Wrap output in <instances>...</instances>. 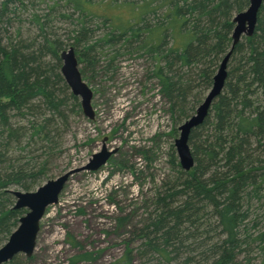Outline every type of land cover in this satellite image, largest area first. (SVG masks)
Listing matches in <instances>:
<instances>
[{
    "label": "rangeland",
    "instance_id": "1",
    "mask_svg": "<svg viewBox=\"0 0 264 264\" xmlns=\"http://www.w3.org/2000/svg\"><path fill=\"white\" fill-rule=\"evenodd\" d=\"M96 1L98 0H91L92 3ZM117 1L138 3L141 0ZM151 1V5L157 8L152 15L163 23L176 14L177 5L185 2ZM186 1L193 3V0ZM230 2L232 4L221 5L217 10H213L214 15L206 10L204 13L193 10V14L187 12L184 17L176 14L184 23L183 30H190V27L203 31L210 29L222 35L225 54L232 50L227 63L225 83L236 78L238 59L243 56L242 52L244 54L247 51L249 44L246 38H253L258 27L264 28L262 0L253 32L250 35H240L237 43L232 45L233 17L246 9L248 0ZM216 3L217 1L209 3V9ZM17 4L18 2L15 5ZM26 11L21 16L23 20L20 24L15 22L10 31L13 32L19 26V40L28 42L36 34L34 26L27 22L30 17L28 12L46 14L52 33L65 43L62 50L73 47L70 46L72 37L78 30L81 31V27L88 29L86 31L90 33V41L105 38L115 30L112 22L106 17L78 10L63 1L32 0ZM172 43L171 31L167 29L160 49L154 53L150 63L142 52L112 56V48L105 45L100 48L98 42L96 52L90 54L94 60L93 65H89L85 60H78L81 77L92 91L91 106L94 115L92 118L84 115L79 99L77 107L71 105L70 101L67 103L66 123L59 124L55 138L57 143L53 145L55 152L47 159L49 176L46 178H56L84 165L102 146L113 150L114 153L95 171L83 170L70 174L57 202L47 206L39 221V230L31 254L27 256L19 252L1 264H111L121 258L126 246L132 254L130 264H165L156 255L139 253L141 239L138 237V229L157 214L158 196L166 190L179 187L195 166L194 162L188 170L181 168L174 141L179 135L178 127L188 118L186 114L195 112V108L210 88L197 83V87L188 96L189 104L184 116L171 110L170 104L159 91L158 81L150 71V65L152 68L155 65H163L166 55L171 53ZM46 56L45 61L51 68L53 64V69L57 70L62 79L54 84L58 97L66 89L60 73L61 59L60 66H55L57 62H54L52 56ZM220 61H217L214 74ZM262 86L263 82L260 83V80H254L249 86L250 92L246 93L249 105L244 107L247 112H256L255 108L264 112ZM224 89L225 84L220 95L226 92ZM67 91L70 92L68 89ZM211 116L212 111L207 123L198 129L197 134L207 133L212 122ZM12 123L24 125L26 134L21 138L24 142L21 144L24 146L23 151L0 143V205H4L5 209L2 208L0 215L13 211L7 214L0 226V247L8 241L11 233L17 229L19 219L28 211L26 207L15 208L18 199L15 193L34 191L47 181L41 178L27 180L22 176L25 173L22 171L21 175H10V172H18L20 169L16 160V163L10 160L11 156L24 155L25 161L29 158L34 160L35 157L39 161L47 158V155L43 154L47 151L44 146L46 144H41L37 136L28 138L30 127L25 119H12ZM223 134L227 136L226 133ZM188 144L192 152L193 145L189 141ZM253 149L254 145H251L248 151L250 158L248 157L243 167L253 169L261 165V168L258 167L260 170L252 173L254 178L257 177V182L259 175L264 172V151L261 147ZM224 152L217 164L223 172L228 171L227 175L230 177L234 175V171L230 164L225 165L228 153L226 147ZM207 169L210 173L213 170L209 166ZM6 178L7 181L4 182ZM245 198L244 205L249 207V215L239 235L246 236L247 243H241L240 248L235 250V264H264V187H259ZM171 203L176 205L179 200H173ZM200 213L195 224L197 233L192 234L193 226L189 228L190 231H184V244L199 248L204 244L206 247L210 243H216L218 240L220 243L225 239L226 234L220 232L221 226H218L212 207L205 205L200 209Z\"/></svg>",
    "mask_w": 264,
    "mask_h": 264
},
{
    "label": "trees",
    "instance_id": "2",
    "mask_svg": "<svg viewBox=\"0 0 264 264\" xmlns=\"http://www.w3.org/2000/svg\"><path fill=\"white\" fill-rule=\"evenodd\" d=\"M56 1L106 17L115 28L111 35L90 41V33L86 31L88 29L81 27V31L78 30L72 37L70 45L73 46L77 63L78 60H85L93 65L94 60L90 54L96 52L97 42L100 48L104 45L112 48V56L142 52L150 63L154 53L160 49L164 32L170 29L173 42L171 53L166 55L163 65H155L153 68L150 65V71L157 79L159 91L170 104L171 110L182 116L186 114L188 96L197 87V83L210 87L217 61L225 55L221 34L215 30L203 31L191 27L190 30H183L184 23L178 15L184 17L187 12L193 14V10H200L201 13L206 10L214 15L213 10L221 5L232 4L231 0H193L192 4L185 0L182 5L176 6L175 13L178 15L173 14L165 23L152 15L157 8L151 5V0L138 3L117 0H98L93 3L91 0ZM215 1L217 3L209 9V3ZM31 2L0 0V136H3L0 143L23 151L24 146L21 144L24 142L21 138L25 137V126L12 123V119L24 118L30 127L28 138L37 136L41 144H46L44 146L47 151L43 154L47 158L39 161L35 157L34 160L29 158L25 161L24 155L11 156L10 160H16L20 169L18 172H10V175H21L22 171L25 172L22 176L27 180H47V159L55 152L59 124L66 123L67 103L70 101L76 107L79 104L78 97L67 91L66 84L61 95L57 97L55 93L54 84L62 79L57 70L53 69V64L51 68L44 58L51 55L54 62H57L55 66H60V53L65 43L52 33L47 15L28 12L30 17L27 22L36 29L35 37L28 42L19 40V26L13 32L10 31L15 22L20 24L23 20L21 16L27 12V5ZM246 39L249 44L244 54L241 51L243 56L237 62L236 78L231 82L226 81V92L215 99L203 123L190 133L189 143L193 145L195 162L190 175L179 187H173L158 196L157 214L138 229V237L141 239L138 249L141 254L156 255L165 264H235V250L240 248L241 243H247V237L239 235L249 215V207H245L244 200L259 187H264V172L256 182L257 177L254 178L252 173L260 170L261 165L258 166L260 168L247 169L243 164L250 158L248 151L251 145H254L253 150L261 147L264 151V112L258 108H255L256 112H247L244 107L249 105L246 93L250 92L249 86L254 80L263 82L264 102V28L258 27L253 38ZM211 111L212 122L207 133L197 134L198 129L207 123ZM186 115L187 118L192 114ZM224 147L228 149L225 165L230 164L234 171L230 177L228 171L223 172L217 164L221 154H225ZM208 166L213 168L211 173L208 172ZM176 199L179 203L171 205ZM205 205L212 207L218 226H221L220 232L226 234L225 239L206 247L203 243L202 247L193 248L184 244V231H190L189 228L193 226L192 234L197 233L195 224L201 215L200 209ZM2 208L4 205H0V212ZM12 212L6 211L0 215V226L7 214ZM131 255L126 246L121 258L111 264H130Z\"/></svg>",
    "mask_w": 264,
    "mask_h": 264
},
{
    "label": "water",
    "instance_id": "3",
    "mask_svg": "<svg viewBox=\"0 0 264 264\" xmlns=\"http://www.w3.org/2000/svg\"><path fill=\"white\" fill-rule=\"evenodd\" d=\"M261 3L262 0H248L246 9L238 12L233 17L232 45L237 43L240 35H250L253 32ZM231 53L232 50L228 51L221 59L212 77L209 91L196 107L195 112L178 127L179 135L175 139L174 145L179 164L184 170H188L194 164L193 155L188 144L190 133L203 123L212 103L220 95L227 77L226 69ZM60 59V73L64 82L71 93L78 97L84 115L92 118L94 115L91 106L92 91L81 77L73 47L61 51ZM113 152V150H108L105 146H102L101 150L93 153L84 165L67 171L56 178L48 179L34 191L16 192L15 195L18 199L15 208L26 207L28 211L19 219L18 227L11 233L8 241L0 247V264L19 252H23L27 256L30 255L35 246L39 221L47 206L57 202L58 195L69 175L83 170H97L105 164Z\"/></svg>",
    "mask_w": 264,
    "mask_h": 264
},
{
    "label": "bare ground",
    "instance_id": "4",
    "mask_svg": "<svg viewBox=\"0 0 264 264\" xmlns=\"http://www.w3.org/2000/svg\"><path fill=\"white\" fill-rule=\"evenodd\" d=\"M68 48H69V47H68ZM62 51H63V50H62ZM63 80H64V79H63ZM65 84H66V83H65ZM66 85H67V84H66ZM67 87H68V86H67ZM68 89H69V87H68ZM69 90H70V89H69ZM70 92H71V91H70ZM74 96H75V95H74ZM199 104H200V103H199ZM199 104H198V105H199Z\"/></svg>",
    "mask_w": 264,
    "mask_h": 264
},
{
    "label": "flooded vegetation",
    "instance_id": "5",
    "mask_svg": "<svg viewBox=\"0 0 264 264\" xmlns=\"http://www.w3.org/2000/svg\"><path fill=\"white\" fill-rule=\"evenodd\" d=\"M260 8H261V6H260ZM260 8H259V9H260ZM113 153H114V152H113Z\"/></svg>",
    "mask_w": 264,
    "mask_h": 264
}]
</instances>
